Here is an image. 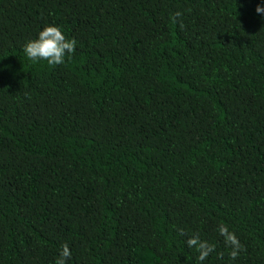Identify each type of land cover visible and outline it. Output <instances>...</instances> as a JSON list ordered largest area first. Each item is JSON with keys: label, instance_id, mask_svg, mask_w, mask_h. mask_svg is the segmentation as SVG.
Returning a JSON list of instances; mask_svg holds the SVG:
<instances>
[{"label": "trees", "instance_id": "1", "mask_svg": "<svg viewBox=\"0 0 264 264\" xmlns=\"http://www.w3.org/2000/svg\"><path fill=\"white\" fill-rule=\"evenodd\" d=\"M259 4L0 0V264H264ZM50 25L60 65L23 51Z\"/></svg>", "mask_w": 264, "mask_h": 264}, {"label": "clouds", "instance_id": "2", "mask_svg": "<svg viewBox=\"0 0 264 264\" xmlns=\"http://www.w3.org/2000/svg\"><path fill=\"white\" fill-rule=\"evenodd\" d=\"M256 13L264 20V0L257 5ZM179 15V13H177ZM76 42L69 40L62 33L61 29L55 25L46 26L39 31L37 37L28 41L23 48L24 54L31 61H47L49 65H60L64 63L65 55L74 53ZM218 234L223 238L225 245L230 249V258L235 261L240 252L243 250L242 245L236 234L225 224L221 223L217 228ZM180 235H185L184 231H180ZM187 247L194 249L197 253L198 264H203L211 254L216 252L215 245L206 240H202L198 234L191 235L186 241ZM71 258V251L65 244L55 260V264H68Z\"/></svg>", "mask_w": 264, "mask_h": 264}]
</instances>
